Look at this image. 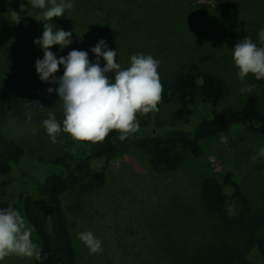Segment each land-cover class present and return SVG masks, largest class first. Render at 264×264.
I'll list each match as a JSON object with an SVG mask.
<instances>
[{
    "label": "rangeland",
    "instance_id": "1",
    "mask_svg": "<svg viewBox=\"0 0 264 264\" xmlns=\"http://www.w3.org/2000/svg\"><path fill=\"white\" fill-rule=\"evenodd\" d=\"M21 3L0 0V77L13 86L9 117L0 123V132L26 151L11 177L0 178V202L18 208L31 227L21 197L40 199V186L62 172L56 160L69 150L71 137L61 134L60 142L53 144L42 126L49 111L55 112L58 121L63 120L58 94L48 92L58 84L39 79L35 63L43 58V51L34 41L42 36L43 22L33 18L37 12L30 6L21 13ZM7 8L21 14L19 24L9 20ZM52 23L73 33L68 48L61 51L56 45L50 49L57 58L76 49L88 51L94 63L90 49L104 39L110 49L118 51L117 62L124 68L139 53L160 61L159 111L154 116H139L143 121L160 122L167 130L193 132L212 109L240 111L254 93L264 116V80L250 75L241 81L231 52L246 36L258 42L257 33L264 26V0H75L72 10L54 17ZM104 63L101 58L102 67ZM187 63L222 79L225 93L215 108L197 94L195 113L183 123L176 119L180 105L163 85L171 83ZM61 75L63 66L56 73ZM245 86H253L252 91L241 94ZM261 147L263 135L235 126L230 133L203 142L202 155L189 157L173 174L152 170L146 153L134 147L121 149L107 163L94 164L95 170L107 167L105 187L85 196L72 191L65 198L79 264H225L210 250L242 240L239 233L225 235L217 219L204 211L200 183L205 178L222 181L232 172L251 204L249 222H257L264 216V158H255ZM83 231H92L103 241V252L89 254L77 238ZM32 239L40 248L33 228ZM249 259L264 264L256 249ZM3 264H34V257L9 255Z\"/></svg>",
    "mask_w": 264,
    "mask_h": 264
},
{
    "label": "trees",
    "instance_id": "2",
    "mask_svg": "<svg viewBox=\"0 0 264 264\" xmlns=\"http://www.w3.org/2000/svg\"><path fill=\"white\" fill-rule=\"evenodd\" d=\"M10 11L7 8V12ZM163 87L180 105L176 119L183 123H187L195 113L197 94L206 105L215 108L225 93L222 79L211 72H203L194 63L184 64L178 76ZM12 89V84L0 77V123L9 117ZM155 113L147 115L154 116ZM138 119L140 131L124 142L119 141L115 131L97 143L76 142L70 138L69 150L56 160L63 170L40 186V199L31 195L21 197L25 217L40 243V258L34 257V264H79L74 237L67 222L65 198L72 191L85 196L105 187L107 167L104 165L95 170L94 164L100 161L107 163L121 149L134 147L146 153L152 170L173 174L186 164L189 157L199 158L202 155L203 142L228 134L235 126H243L247 132L264 136V116L259 111V96L256 93L249 96L240 111L226 109L217 112L212 109L193 132L167 130L160 122H146L139 116ZM25 154L24 147L0 132V178H10ZM200 203L204 211L217 219L225 235L239 233L242 240L211 249L216 258L225 260V264H256L249 259L256 249L264 260V216L255 223L249 222L251 204L232 172L228 171L222 181L203 179L200 183ZM9 206L14 207L7 201L0 202V207ZM82 212L81 207L80 214Z\"/></svg>",
    "mask_w": 264,
    "mask_h": 264
},
{
    "label": "clouds",
    "instance_id": "3",
    "mask_svg": "<svg viewBox=\"0 0 264 264\" xmlns=\"http://www.w3.org/2000/svg\"><path fill=\"white\" fill-rule=\"evenodd\" d=\"M29 6L37 12L32 17L43 22L42 36L34 41L43 51V58L36 61L35 68L41 82L58 84L55 89L50 87L48 92L58 94V106L63 114L62 122L57 120L54 111H49L42 121L50 141L56 144L60 142L61 134H66L76 142L97 143L115 131L119 141L124 142L138 133V116L159 111L162 96L158 74L160 61L150 54L139 53L132 55L130 66L124 68L117 62L118 51L110 49L104 39L90 49L95 54L94 63L90 61L88 51L76 49L57 58L50 49L56 45L61 51L68 48L73 43V33L57 27L52 20L72 10L75 0H27V4L22 0L20 12H25ZM10 13L9 20L19 24L23 18L21 14ZM80 36L82 39L83 34ZM257 41L246 36L231 49L241 81L250 75L257 81L264 80V26L257 33ZM101 58L105 62L103 67ZM61 66L63 75L56 76ZM252 88L245 86L240 92L249 93ZM27 119L31 121L30 114ZM255 158H264V147L259 148ZM77 238L90 255L103 252V241L92 231L79 232ZM9 255L40 258V250L32 239V228L21 211L12 206L0 207V264Z\"/></svg>",
    "mask_w": 264,
    "mask_h": 264
}]
</instances>
